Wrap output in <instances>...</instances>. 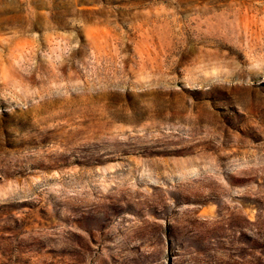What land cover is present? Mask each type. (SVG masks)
I'll return each mask as SVG.
<instances>
[{
    "label": "rangeland",
    "instance_id": "1",
    "mask_svg": "<svg viewBox=\"0 0 264 264\" xmlns=\"http://www.w3.org/2000/svg\"><path fill=\"white\" fill-rule=\"evenodd\" d=\"M0 264H264V0H0Z\"/></svg>",
    "mask_w": 264,
    "mask_h": 264
}]
</instances>
